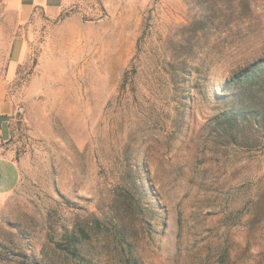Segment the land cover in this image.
Returning <instances> with one entry per match:
<instances>
[{
    "label": "rangeland",
    "instance_id": "374dc122",
    "mask_svg": "<svg viewBox=\"0 0 264 264\" xmlns=\"http://www.w3.org/2000/svg\"><path fill=\"white\" fill-rule=\"evenodd\" d=\"M252 62L264 0H0V264H264Z\"/></svg>",
    "mask_w": 264,
    "mask_h": 264
},
{
    "label": "crops",
    "instance_id": "0c3cea01",
    "mask_svg": "<svg viewBox=\"0 0 264 264\" xmlns=\"http://www.w3.org/2000/svg\"><path fill=\"white\" fill-rule=\"evenodd\" d=\"M17 1V17L19 22H28L36 13L47 19H56L60 15L66 0H14ZM68 1V0H67ZM9 105L0 102V119L7 118ZM18 165L14 151L6 145L0 147V192L11 190L17 183Z\"/></svg>",
    "mask_w": 264,
    "mask_h": 264
},
{
    "label": "trees",
    "instance_id": "16d2710c",
    "mask_svg": "<svg viewBox=\"0 0 264 264\" xmlns=\"http://www.w3.org/2000/svg\"><path fill=\"white\" fill-rule=\"evenodd\" d=\"M256 65H258V63L256 64V63L252 62L245 67L243 66L244 68L237 70V72H235L232 75V77L228 80V82H227L228 86L239 84V82L241 83L243 79H251L254 82V85L256 87H259L261 84L264 83V74H262L260 76L258 70L255 68ZM263 65H264V62H263ZM258 78H261L260 82H259ZM254 92H256V95L251 92L252 97H257L260 95V89H257V91H254ZM257 99L258 98H256V104H257V106H260V103L257 102ZM239 103H243V102L239 101ZM252 106L253 105H248L247 107L251 108ZM256 111H258V109H256ZM236 115L237 114L231 112V115L228 116L227 121L228 122H234V121L237 122ZM263 119H264V115L261 118L262 121L261 122H254V125L256 127H259V128H264L263 127L264 126V120ZM262 137H261V140L264 143V134L262 135Z\"/></svg>",
    "mask_w": 264,
    "mask_h": 264
},
{
    "label": "built area",
    "instance_id": "2783aa9c",
    "mask_svg": "<svg viewBox=\"0 0 264 264\" xmlns=\"http://www.w3.org/2000/svg\"><path fill=\"white\" fill-rule=\"evenodd\" d=\"M2 142L1 135H0V143Z\"/></svg>",
    "mask_w": 264,
    "mask_h": 264
}]
</instances>
